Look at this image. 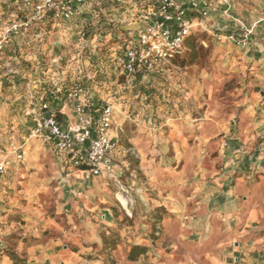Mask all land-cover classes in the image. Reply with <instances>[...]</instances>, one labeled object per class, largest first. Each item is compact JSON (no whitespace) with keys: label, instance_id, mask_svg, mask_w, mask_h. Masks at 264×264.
<instances>
[{"label":"crops","instance_id":"0c3cea01","mask_svg":"<svg viewBox=\"0 0 264 264\" xmlns=\"http://www.w3.org/2000/svg\"><path fill=\"white\" fill-rule=\"evenodd\" d=\"M8 1L15 6L13 0ZM184 2L190 6V1ZM225 7L230 16L224 15ZM216 8L210 11L206 25L223 33L228 41L220 46V68L236 79L233 89L223 93L235 110L230 114H237L235 132L218 152L223 157L218 154L206 167L198 162L194 175L188 176L185 165L171 168L164 162L154 166L148 184L155 188V197L145 201L148 215L155 213L152 223L143 222L146 215L141 213L140 222L133 220L136 212L130 200L125 197L123 206L117 199V206L107 197L104 182L80 169L64 171L56 158L58 176L72 185L60 210L66 222L6 224V216L13 210L0 203V264H13L12 255L26 264H264V0H225ZM115 14L116 18L125 16L124 11ZM11 16L7 14L3 23L11 22ZM233 18L253 29L246 45L229 37L238 27ZM8 50L15 53L14 58L21 55L16 48ZM5 64L0 63L1 75ZM34 78L32 87L42 91ZM31 89L23 96L26 102L30 92L33 95ZM1 96L0 121L4 119V101L11 97L12 104H18V118L30 124V131V105L22 110L21 95L8 94L5 100ZM61 110L64 123L74 119L71 103H63ZM118 116V128L111 132L115 140ZM127 116L123 114L125 121ZM232 128L229 124L225 127ZM113 163L109 177L117 180L120 172ZM8 169L10 165L4 172ZM12 233L14 237L9 238ZM133 245L143 246L145 251L130 260L127 255Z\"/></svg>","mask_w":264,"mask_h":264},{"label":"rangeland","instance_id":"374dc122","mask_svg":"<svg viewBox=\"0 0 264 264\" xmlns=\"http://www.w3.org/2000/svg\"><path fill=\"white\" fill-rule=\"evenodd\" d=\"M12 5L8 0H0V40L6 29L2 27L11 23L5 24L3 19L7 14L12 17L17 11ZM45 30L43 38L33 40L31 37H9L0 49V63L6 62L4 74H0V95L4 100L8 94L21 95L22 110L27 104L32 107L35 100L31 96L39 91L38 87H32L34 76L46 79L44 88L47 89L53 77L52 71L56 74L64 71L63 76L73 75L75 65L88 57L77 55L74 44L78 39L68 40L61 30H51L48 26ZM55 41L58 44H54ZM191 41L189 54H195L191 62L187 58L182 63V57H179L172 61L168 71L152 73L144 78L138 76L126 88L123 78L116 77L110 70L96 73L97 94L106 96L114 89L120 96L117 112L119 129L115 137L118 151L114 155L120 173L117 180L108 174L96 176L97 181L105 183L107 197L117 206L119 195L130 200L131 208L136 212L132 219L139 222L141 214H145L143 222L152 223L155 214L150 216L145 202L147 198L155 197V188L148 184V174L154 166H161L164 162L171 168L185 165L186 175H194L196 164L202 162L204 167L208 166V161L218 156L220 146L235 132L237 114H230L235 110L223 93L233 89L236 79L234 74H226L220 68V46L228 41L223 33L209 27L195 31L186 47ZM5 47L16 48L21 55L14 58L15 53L13 55ZM24 68L23 71L32 76H25L27 73L21 70ZM91 69L95 70L94 67ZM116 82L122 86H115ZM29 89L33 95L30 92L26 102L23 96ZM12 102L11 97L4 101V119L0 121L1 158H7L10 165V169L0 174V195L3 196L0 203L2 207L13 210L6 216L5 223H64L65 215L60 210L72 185L63 183L58 176L53 151L36 141L37 138L29 137L30 124H24L22 117L18 118L19 113L15 110L18 104ZM123 114L128 115L127 121ZM228 124L233 127L231 130L225 129ZM16 146L17 153L22 154L21 162L15 158ZM181 147L185 150H180ZM13 235L9 234V238Z\"/></svg>","mask_w":264,"mask_h":264},{"label":"built area","instance_id":"2783aa9c","mask_svg":"<svg viewBox=\"0 0 264 264\" xmlns=\"http://www.w3.org/2000/svg\"><path fill=\"white\" fill-rule=\"evenodd\" d=\"M13 1L17 11L4 30L0 49L10 36L43 38L48 26L61 30L68 40L78 39L74 44L77 55L88 56L75 65L73 75L54 72L49 89L43 88L46 79H37L42 91L31 96L35 102L29 112L33 120L29 137L52 150L62 170L80 169L92 176L113 171L118 148L111 132L118 128L115 117L120 102L114 89L98 96L96 73L110 70L123 78L124 85H131L138 76L169 69L185 52L192 34L206 29L210 11L225 4V0H188L190 6L185 5L187 0ZM228 10L223 9L225 16H230ZM118 11H124L125 16L116 18ZM233 19L238 27L229 37L246 45L253 29ZM66 102L72 104L74 119L64 123L60 114ZM15 158L20 160L22 154L15 152ZM8 164L7 158L1 160L0 174Z\"/></svg>","mask_w":264,"mask_h":264},{"label":"trees","instance_id":"16d2710c","mask_svg":"<svg viewBox=\"0 0 264 264\" xmlns=\"http://www.w3.org/2000/svg\"><path fill=\"white\" fill-rule=\"evenodd\" d=\"M15 9L17 10L16 6ZM192 44V41L188 43V47H186L187 50H185L186 52H184L181 56L182 57V63H184V59L189 58L190 62L193 60L195 54L192 52L191 54H189V49H190V45ZM184 55V56H183ZM179 57L175 58L174 61H176ZM188 60V61H189ZM48 89L50 88V86L47 87ZM145 251V247L143 246H139V245H133L131 246L129 253L127 255V258L130 260H134L136 257H138L140 254L144 253ZM14 257V263L13 264H26L25 262H23L22 260H18L15 259V256L12 255Z\"/></svg>","mask_w":264,"mask_h":264},{"label":"bare ground","instance_id":"6f19581e","mask_svg":"<svg viewBox=\"0 0 264 264\" xmlns=\"http://www.w3.org/2000/svg\"><path fill=\"white\" fill-rule=\"evenodd\" d=\"M119 198V201L123 204V205H126V200H125V198L123 197V196H121V195H119L118 196Z\"/></svg>","mask_w":264,"mask_h":264}]
</instances>
